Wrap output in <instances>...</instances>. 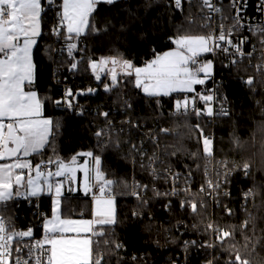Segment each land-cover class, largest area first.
I'll return each mask as SVG.
<instances>
[{
    "label": "trees",
    "instance_id": "obj_1",
    "mask_svg": "<svg viewBox=\"0 0 264 264\" xmlns=\"http://www.w3.org/2000/svg\"><path fill=\"white\" fill-rule=\"evenodd\" d=\"M42 1L43 32L35 48L36 80L33 86L39 91L44 114L52 120L53 129L45 148L31 156L32 163L36 165L48 159L70 161L88 151L101 158L102 170L106 178L113 181L111 189L118 195L116 222L100 227L104 235L99 237L96 250L106 253L101 264L211 262V253L204 247L195 251L196 245L192 242L195 238L203 244L201 235L192 232V220L197 214L208 213L201 210L200 203L198 210L192 211L174 200L166 203L165 197L146 202L130 195L132 159L136 155L139 160L138 149L143 142L147 143V149L153 147L149 137L153 133L147 126L154 131L165 124L166 129L159 135L166 163L174 169L194 171L201 179L205 157L202 129L198 125L208 129L209 123L204 124L190 116H171L178 99L184 98L186 92L149 95L132 80L135 74L128 75L124 71L109 92L105 90L111 83L108 73L102 75L99 82L92 78L93 61L103 57L131 61L136 68L174 47L175 39L180 35L208 36L200 6L185 5L178 9L173 0H113L112 3L100 0L89 17L86 32L79 37L80 50L70 57L54 53L58 41L53 33L55 10L48 0ZM60 40L72 45L66 28H62ZM252 72L253 69L244 64L235 66L223 61L218 64L220 86L228 96L230 114L211 123L218 133L217 154L233 168L247 165L249 171H237L233 177L232 197L223 200L230 208L220 204L215 209L220 224L230 233L217 251L227 261L238 255L250 264H264V105L261 103L264 86L257 85V88L243 81L242 78ZM66 83L72 84L75 95L88 83L99 87V92L95 96L81 95L78 100L73 97L72 107H67L61 101ZM189 94L197 96L196 91ZM80 106L83 108L79 109ZM126 117L130 122L124 121ZM113 119H121L117 121V129L113 127ZM100 123H110V131H101L97 126ZM138 169L141 178L154 181L144 166L139 165ZM244 190L254 192L257 198L253 208L249 201L247 217L243 212ZM87 198L65 199L63 214L90 216ZM20 199L14 198L3 211L5 215H15L21 226L28 227L34 210L28 201ZM42 203L48 215L51 214L52 197L44 195ZM186 224L190 226L186 227ZM41 233L42 227L37 228L35 234ZM188 236L192 239L186 260L184 248L173 240Z\"/></svg>",
    "mask_w": 264,
    "mask_h": 264
},
{
    "label": "snow or ice",
    "instance_id": "obj_2",
    "mask_svg": "<svg viewBox=\"0 0 264 264\" xmlns=\"http://www.w3.org/2000/svg\"><path fill=\"white\" fill-rule=\"evenodd\" d=\"M49 2L51 3L52 0ZM98 2L100 0H63L59 26L66 27L70 34L69 39L72 38L71 34L79 35L84 31L88 25V17ZM106 2L112 3L113 0ZM175 2L179 7L181 0ZM204 3L213 11H219L211 5L210 0H204ZM42 10L41 0H0V160H12L11 163L0 164V201L12 198L14 185L27 186L31 189L29 194L32 196L46 190L49 193L54 192L59 197L62 184L59 181L54 184L48 183L49 178L67 175L69 179H74L76 173V168L62 161H48V163H57V170L52 172L42 171L39 163L33 166L30 161L21 159L32 153H38L48 142L50 135L51 121L37 118L40 116L41 104L36 94L25 92L23 88L25 82L31 83L32 80L31 48L36 43L35 37L40 35ZM216 41L230 43L223 32L215 38L211 34L207 37L183 36L176 41L177 50L158 56L144 68H134L128 61L123 62V68L126 71L131 70L127 71L128 75L135 74L137 87H142L149 95H169L174 91L194 92V85L204 83V79H200L199 74H209L212 67L210 63L196 66V57L201 53L213 51L210 45L218 48L219 44ZM74 47L75 45H71L69 51ZM111 62L117 63L116 60ZM190 64L196 66L195 71L189 66ZM95 67L94 64L93 68ZM115 79L113 70V81ZM68 95H71V92ZM197 98L206 104L213 100L211 95H197L191 101L186 98L177 101V110L186 112L189 104L194 105ZM206 112L209 116L213 114L210 105ZM196 114H200L199 110ZM203 143L205 153L210 156L211 140L205 138ZM85 155L92 157L93 154L89 152ZM71 163L73 165L76 163L75 157ZM93 164L92 179L99 184L100 192V198L96 199L97 219L79 222L61 220L60 201L57 199V211L53 219L47 221L45 225L44 238L35 242L31 241L33 233L30 229L12 231L5 226L3 219H0V264H30V262L31 264H101L102 257L98 252L96 258L93 257L92 236H103L104 233L100 228L94 230L93 225L103 226L115 222L112 216V199H103L105 188L110 191L113 181L106 179L104 173L100 171L98 157L93 158ZM81 168L85 173L84 189L87 194L90 191L88 169L86 165ZM25 169L28 170L26 181L23 171ZM33 172L35 176H32ZM41 178L47 184L46 189L41 187ZM175 178L179 179V176ZM208 186H213L211 181L208 182ZM251 194L249 192L246 195ZM190 207L193 211L196 210L194 203L190 204ZM81 231L90 233L91 236L66 239L61 235L65 232L79 234ZM229 235L228 232L223 233L225 237ZM26 237L29 238L27 242L24 240ZM13 241L16 243L15 249H13ZM96 243L99 244V241ZM239 260L240 257L237 255L236 261ZM242 264H247V261H243Z\"/></svg>",
    "mask_w": 264,
    "mask_h": 264
},
{
    "label": "built area",
    "instance_id": "obj_3",
    "mask_svg": "<svg viewBox=\"0 0 264 264\" xmlns=\"http://www.w3.org/2000/svg\"><path fill=\"white\" fill-rule=\"evenodd\" d=\"M49 1V0H48ZM61 0H52L50 3L55 10V18L53 24V33L58 39L55 44L54 53L59 55L66 54L70 57L76 55V52L79 49V43L76 48H69V45L65 40H60L61 30L65 28L60 25L62 6L60 3ZM175 7H177L175 0H173ZM210 3L214 8L219 9V11H213L212 8L207 7L204 3V0H181V4L178 9H182L185 5H198L201 8L202 15L204 18V25L208 28V35H212L213 38L219 36L223 32L226 36V39L230 43H225L224 41H216L219 44V47L213 46V51L207 53L203 57L197 60V66L212 63V70L208 75L202 73L205 76V81L198 89V95H211L213 100L206 104L203 100L196 99L195 104H189L187 111L184 110L178 111L175 107L172 109V117H186L190 116L193 118H198L201 121L206 123L209 127L204 129L199 124L201 131V142H202V151L205 156L204 161V173L202 178L196 175L194 171L183 170V169H174L169 164L166 163L164 153L162 151L163 145L160 141L159 133L166 129L165 124H161V128L158 130L151 131V128H148L150 131L149 137L153 142L152 149H147V143L143 142L142 146L138 149L140 153V158L135 155L132 159V178H131V191L130 195L138 200L149 202L155 198H167L166 203L170 204L172 201H177L179 206L190 207V204L196 205V210H198V204H201V210H207V215L203 213H198L197 217L193 221V231L194 234H200L203 240V244H199L198 241L191 236L185 237L183 239L173 240L174 243L181 244L184 248V255L189 258L190 244L192 242L196 245L194 247L195 251H201L204 247L205 251H209L211 256L209 259H213L211 262L204 261V264H242L245 259L236 261V258L229 259L228 261L221 257V253L217 251L221 243L224 242L226 238L223 236L224 232H227L225 225L220 224L219 217L215 214V209L222 204L226 209H229V204L223 203L224 198L232 197V180L236 175L237 171L232 165L221 158L217 154V140L218 133L215 128H212L211 123L215 124L219 118H223L230 114V103L227 94L220 86V79L218 75V64L220 61L226 62L230 65H239L244 64L247 67H251L253 72L245 75L242 79L245 83L257 87L264 86V0H210ZM66 44V46L64 45ZM102 59L106 60L107 63L100 62L98 68L92 72V78L94 81L99 82L101 80V74L99 73L100 66L104 65L106 67L107 73L108 69L115 65L111 61V58L103 57ZM70 70V69H69ZM113 74V73H112ZM251 81V83H249ZM257 87V88H258ZM64 97L61 101L67 107H72L73 97L76 95L73 91L72 84L66 83ZM90 88H95L92 84L88 83L85 88L79 90H86ZM71 92V95L68 93ZM264 105V101L261 102ZM211 106L213 109V114L211 116L207 115L206 109L208 106ZM83 106H80L79 109H82ZM199 110L200 114L197 115L196 112ZM122 119V118H121ZM114 120L113 127L117 129V124L121 121ZM125 122H130V118L126 117ZM108 124L109 126H107ZM106 124H97L100 127L101 131L109 132L112 125L110 123ZM207 138L211 140V155H207L204 151V139ZM147 149V150H146ZM49 160L54 161L53 159H48L44 161L41 165L42 171H53L55 163H48ZM142 165L148 171V173L153 177L154 181L149 182L145 178H141L140 169L138 166ZM246 169V168H244ZM143 173V172H142ZM179 176V179H176V176ZM212 182V187L208 186V182ZM141 186V187H138ZM203 189V191H201ZM251 192L252 194L246 195ZM157 193H160L159 195ZM168 193V195H164ZM43 197L44 195L36 196H27L21 198V200H26L32 206L34 212L32 214V219L29 221L28 227H23L17 221L15 215L6 216L0 213V219H3L5 226L9 227L10 230L20 232L32 231L33 236L31 238L32 242L42 240L44 238V233L39 235L35 234L37 228L43 229L44 221L48 215V211L44 209L43 206ZM100 197L99 184L95 181L93 187V193L91 195L92 199ZM103 197H112L117 198L118 195L114 192L113 189L105 188ZM243 212L244 216L247 217L249 212V205L251 201V208L256 203L257 198L254 192L249 190H244L243 192ZM14 199L0 201L1 205L6 207ZM193 211V209H192ZM212 211V214L210 212ZM201 222V223H200ZM39 226V227H38ZM190 224H186V227H189ZM211 226V227H209ZM201 230V231H199ZM25 242L29 241V238H24ZM93 240L99 241L98 236H94ZM94 246V248H95ZM16 243L13 241V249H15ZM15 255V252H14ZM216 255L218 262L216 263ZM104 254L102 253V257ZM96 258V251H94V259ZM215 258V259H214ZM31 264V262H30ZM247 264H250L247 261Z\"/></svg>",
    "mask_w": 264,
    "mask_h": 264
},
{
    "label": "crops",
    "instance_id": "obj_4",
    "mask_svg": "<svg viewBox=\"0 0 264 264\" xmlns=\"http://www.w3.org/2000/svg\"><path fill=\"white\" fill-rule=\"evenodd\" d=\"M62 4H63V0H62ZM41 6H42V9H43V1L42 0H41ZM42 13H43V10H42ZM42 13H41V20H40V35L37 36V37H35L36 43L31 48V60H32V65H33V68H32V80H31V83L25 82L24 85H23V88H24V91L25 92H34L36 94V97L40 101V104H41L40 116L37 117V118L38 119H41V120L47 119V120H50L51 121V125H50V135H51L52 129H53V127H52V120L44 114V106H43V102L41 100L39 91L37 90V88L35 86H33V84H35L34 82L36 80L35 48H36V46L38 44L39 37L41 36V34L43 32ZM90 15H89V17H90ZM89 17H88V20H89ZM66 31H67V29H66ZM85 32H86V28L79 35H76L75 33L71 34L72 37H75V39H74V43L75 44L77 43L79 37L81 35H83ZM189 101H191V100H189ZM5 122L7 123L8 121H5ZM50 135L48 136V139H49ZM46 144L44 145V147L41 150H43L45 148ZM86 153H89V151L88 152H84L83 153L84 156L79 157V158H76V163L74 165L71 163L72 160H70V161H62L63 163L68 164L70 167L76 168V173H75L74 179H69L67 175L66 176H63V177H50L49 178L50 180L48 181V183H53L54 184L57 181H59L62 184V187L60 189V196L59 197H57L54 192L53 193H49L46 190H43V191H41L38 194V195H50L52 197V211H51V214H49L46 217L45 221H44V227L42 229V233L45 234V225H46L47 221L53 219L54 215L56 214V211H57V209H56V201H57V199H59V201H60V204H59V216H60V219L61 220H70V221H77V222H79V221H90V220L97 219V217H96V210H97L96 199H98L100 197H97L95 199H92L91 198V195L93 193V187H94V183H95V180L92 179V177L94 176L93 158L94 157H99V156L92 155V157H89V156L85 155ZM33 154L34 153H32L30 155V158H31V156ZM3 161L9 162V161H12V160H0V164H2ZM42 163L43 162H40L39 164L42 165ZM84 165L87 166L88 176H89V187H90V191L87 194L85 193V189H84V176H85V173H84V171L81 168V166H84ZM99 169H100L101 172L104 173L105 178H106V174L102 170L101 158H100ZM56 170H57V163L55 164L54 169H53L52 172H55ZM41 180H42V182H40V183H45L44 180H43V178H41ZM46 187H47V184H44V186H42V188H44V189H46ZM27 196H32V195H30L28 193ZM72 197H80V199H85V198L88 197L87 199H89L88 201H89V204L91 206V208H90L91 215L90 216H65L63 214V211H62V207H63L64 200L67 199V198H72ZM14 198H18V197L14 196V194H13V196H12L11 199H14ZM109 198H111L112 201H113V203L111 205V208L113 210L112 216H113V218H114V220L116 222V218H117V200H116V198H112V197H103L104 200H107ZM11 199H9V200H11ZM4 208H5V205H1V208H0V213L1 214H4V211H3ZM6 216H8V215H6ZM114 223H112V224H114ZM107 225H109V224H107ZM100 227H101L100 225H93L94 230L97 229V228H100ZM61 235H63V237L66 238V239H70V238H77V239H79V238H84V237H87V236H91L90 233H85L83 231H81L79 234H77L75 232H65V233H62ZM92 240H93V236H92ZM93 242H94V240H93ZM94 246H95V242L93 243V257H94Z\"/></svg>",
    "mask_w": 264,
    "mask_h": 264
},
{
    "label": "rangeland",
    "instance_id": "obj_5",
    "mask_svg": "<svg viewBox=\"0 0 264 264\" xmlns=\"http://www.w3.org/2000/svg\"><path fill=\"white\" fill-rule=\"evenodd\" d=\"M60 3H61V6H62V0L60 1ZM63 10V9H62ZM183 36H206V35H203V34H195V35H180V36H178L176 39H175V41H177L179 38H181V37H183ZM207 37V36H206ZM72 39V40H71ZM70 40L73 42V44L72 45H75V47L74 48H76L77 47V44L80 42V39H78V41H77V43L75 44L74 43V39L75 38H71ZM211 47H213L212 45H210ZM177 44L174 46V47H172V48H169V49H167V50H165V51H163V52H161V53H159L155 58H153V59H151V60H149L146 64H144V65H141V66H138V67H136V68H144L148 63H150V62H152L153 60H155L158 56H163L165 53H168V52H172V51H175V50H177ZM207 53H209V52H207ZM207 53H201L199 56H197L196 57V60H198L199 58H201V57H203L204 55H206ZM108 57H106V59H107ZM106 60H104V59H100V60H96V61H93V63H92V70L93 71H95L97 68H98V65L100 64V62H105ZM125 60L124 59H119V61H118V63H116L115 65H113V66H111L109 69H108V72L110 73V74H112L113 73V70H114V73L116 74V76L118 77L123 71H124V68H123V62H124ZM96 65V67L95 68H93V65ZM209 64V63H208ZM211 64V66H213L212 65V63H210ZM190 67H192L193 68V71H195V67L197 66H193V65H189ZM211 70H212V67H211ZM211 72V71H210ZM208 75V74H207ZM199 78L200 79H204V81H205V76L204 75H202V73H200L199 74ZM132 80H134L135 82H136V80H137V78H136V76H134L133 78H132ZM198 85L199 84H196V85H194L193 87L195 88V91L197 92V95H198ZM142 88V87H141ZM179 92H184V91H174V92H172V93H170L169 95H172L173 93H179ZM187 94H186V96L184 97V98H180V99H178V101H183V100H185L186 98L188 99V100H192V98L193 97H196V95H190L189 94V92H186ZM217 144H218V140H217ZM203 156H204V154H203ZM205 157V156H204ZM99 158V157H98ZM21 159H23V160H28V161H30L31 162V164L34 166V164L32 163V161H31V159H30V155L28 156V157H21ZM100 159V158H99ZM12 161H9V162H5V161H3V163H11ZM2 163V164H3ZM245 168V166H241L240 165V167H236L235 169H236V171H243V172H245V173H247L248 171H249V168L247 167L246 169H244ZM17 171H20V170H17ZM24 172H25V177H27L28 178V176H27V172H28V170L27 169H25V170H23ZM35 175V172H33L32 173V176H34ZM27 178H25L26 180H27ZM25 180V181H26ZM50 180V179H49ZM48 180V181H49ZM40 182H42V180L40 181ZM44 184H46V183H41V187L42 186H44ZM12 191H13V194H14V196H16V197H18V198H24V197H26L27 195H28V193L31 191V189L30 188H28L27 186H25V187H17V186H13V189H12ZM226 230H227V228H226ZM228 231V230H227ZM98 237H100V236H98ZM93 238H94V236H93ZM95 241V240H94ZM96 245H97V243H96ZM94 251H96V254H97V252L99 253V255L102 257V253L104 254V256L102 257V258H104L105 257V255H106V253L105 252H103V250H96V246H95V248H94Z\"/></svg>",
    "mask_w": 264,
    "mask_h": 264
},
{
    "label": "water",
    "instance_id": "obj_6",
    "mask_svg": "<svg viewBox=\"0 0 264 264\" xmlns=\"http://www.w3.org/2000/svg\"><path fill=\"white\" fill-rule=\"evenodd\" d=\"M111 60H116L117 61V63H118V59H116V58H111ZM128 62H130L132 65H133V67H134V64H133V62H131V61H128ZM116 64V63H115ZM127 71H131V70H127ZM127 71L126 70H124V72H125V74H127ZM99 73L101 74V75H105L106 73H107V70H106V67L104 66V65H102V66H100V68H99ZM115 76H116V74H115ZM110 79H111V83H109V84H107L106 86H105V90L106 91H110V89L112 88V84L115 86L116 85V80H117V76H116V79H115V81H113V74H111L110 75ZM98 92H99V87H95V88H90V89H86V90H79L77 93H76V100H78V98H79V96H84V95H93V96H95V95H97L98 94ZM10 147L12 146V145H9ZM12 159H14V158H12ZM26 178V177H25ZM240 257V256H239Z\"/></svg>",
    "mask_w": 264,
    "mask_h": 264
}]
</instances>
